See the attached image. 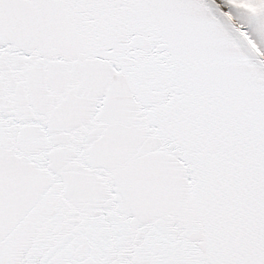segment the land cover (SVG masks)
I'll return each mask as SVG.
<instances>
[{
    "label": "snow or ice",
    "instance_id": "6c2138e0",
    "mask_svg": "<svg viewBox=\"0 0 264 264\" xmlns=\"http://www.w3.org/2000/svg\"><path fill=\"white\" fill-rule=\"evenodd\" d=\"M0 264H264V0H0Z\"/></svg>",
    "mask_w": 264,
    "mask_h": 264
}]
</instances>
